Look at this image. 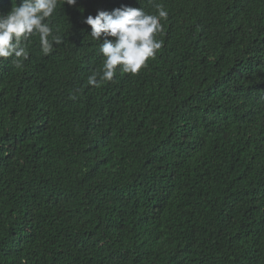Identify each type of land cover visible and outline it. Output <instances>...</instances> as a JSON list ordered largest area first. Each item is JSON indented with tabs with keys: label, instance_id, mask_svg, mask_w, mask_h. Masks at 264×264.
<instances>
[{
	"label": "trees",
	"instance_id": "trees-1",
	"mask_svg": "<svg viewBox=\"0 0 264 264\" xmlns=\"http://www.w3.org/2000/svg\"><path fill=\"white\" fill-rule=\"evenodd\" d=\"M78 3L0 58V264H264V0ZM120 4L162 5V46L90 86L80 16Z\"/></svg>",
	"mask_w": 264,
	"mask_h": 264
},
{
	"label": "clouds",
	"instance_id": "clouds-1",
	"mask_svg": "<svg viewBox=\"0 0 264 264\" xmlns=\"http://www.w3.org/2000/svg\"><path fill=\"white\" fill-rule=\"evenodd\" d=\"M14 3L10 10L0 12V58H13L17 67L28 58L32 37H38L44 55L51 53L54 45L63 43L59 30L54 32L52 24L58 4L64 10L65 6L76 9L80 6L78 0H19L18 4L14 0ZM167 17L162 5L156 6V14L128 4L81 14L80 23L88 26L92 40H102L99 45L102 66L88 76L87 84L100 87L112 81L118 66L123 73H138L161 48L162 41L155 36L162 31L160 21Z\"/></svg>",
	"mask_w": 264,
	"mask_h": 264
}]
</instances>
